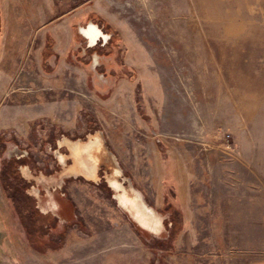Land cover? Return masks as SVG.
I'll use <instances>...</instances> for the list:
<instances>
[{"label":"rangeland","instance_id":"rangeland-1","mask_svg":"<svg viewBox=\"0 0 264 264\" xmlns=\"http://www.w3.org/2000/svg\"><path fill=\"white\" fill-rule=\"evenodd\" d=\"M74 5L66 71L46 36L1 35L2 17L28 28ZM3 52L0 140L25 150L2 156L49 170L59 207L0 167V264H264V0H0ZM61 133L54 172L41 145ZM92 141L99 168L80 158Z\"/></svg>","mask_w":264,"mask_h":264},{"label":"flooded vegetation","instance_id":"flooded-vegetation-1","mask_svg":"<svg viewBox=\"0 0 264 264\" xmlns=\"http://www.w3.org/2000/svg\"><path fill=\"white\" fill-rule=\"evenodd\" d=\"M63 134L64 133H61V138L60 137L57 138V139L53 138V140H52L53 144H51L50 140L48 139V140H44L43 142H45V143H43V145H41V149L43 150V149H45L44 148L45 147L44 144H47L50 152L52 154H54V156L56 158V161H55L56 165L54 167V172H56L60 167L65 166L68 163V159H65L66 158L65 157V153L66 152L64 151V149H63L64 147L63 146H65L66 143H68V142L70 143L71 142L70 140H72V139H67ZM3 140H0V156H1V160H0V165L1 166L0 167H2V166H10V165L12 166L14 164L17 167V170H19V168H21L20 170H21V172H23L24 176L19 171V173L17 172L14 177H16V179H17L18 175H19L21 178H24V180L26 179V182L29 183V185H32V183H33L31 181V179L37 178V181L42 184L41 190L38 193L33 191V192L28 193V194L33 196V198H35V199H39V201L41 200V203H40V208H42V209H40V210H42L41 212L45 213V212H48L49 210H51L53 208L54 209L58 208L59 207L58 201H56L55 197L50 195V192H51L50 191V187H49L50 179L48 178V175L50 174V171L47 170V172H45V174L47 175L46 177L43 174L40 177H34V175L31 174V171L33 169H35V168H36L35 170L41 171V168L38 167L39 165L38 166L35 165L33 156L32 155L31 156L28 155V153L26 155H24V154H20L19 155L18 153H17V155L16 154H11V155L8 154L7 158L4 155L2 156V153L5 151L7 142H10L13 147L15 146V148H19L21 150H25L24 148H20L19 139H17L16 137L12 138V139H7V140H4V141ZM72 141H74V140H72ZM94 141L98 142L96 139ZM94 141L86 144L85 145L86 147H85L84 151L88 152V156L90 158L92 156V159L93 158H97V160H98L100 158L96 157V156L99 153L97 155H96V153L99 152L100 148L98 147V145H94ZM71 144H72V142H71ZM7 152L11 153V150L9 149V150H7ZM82 153L80 155V158L82 156ZM3 161H6L5 165H3ZM33 163L35 165V168H34ZM89 165H90L89 169H87V166L85 167V164H83V166L85 167L84 168L85 174H86V176H93L94 175L93 174V171H94L93 170V166L91 164H89ZM77 168H78V165H77ZM80 171H82V170L80 169ZM98 173H99L98 175L102 176V168L100 169V171ZM112 174H114V173L112 172ZM112 174L108 177V178H110V183H111V185L113 187L119 188L121 185L120 184L119 185L116 184L118 180L114 179L115 176L112 175ZM101 182H102V179H101L100 183ZM55 190H56V188H55ZM45 194H46V198H43L42 196L45 195ZM40 196H41V199H40Z\"/></svg>","mask_w":264,"mask_h":264},{"label":"crops","instance_id":"crops-1","mask_svg":"<svg viewBox=\"0 0 264 264\" xmlns=\"http://www.w3.org/2000/svg\"><path fill=\"white\" fill-rule=\"evenodd\" d=\"M34 6V5H33ZM81 5L73 6L66 12L57 15L54 18H48L46 22L36 23L34 21L26 22L24 26L27 25L28 28L23 27V24L19 20H13L11 17L1 18V35L4 40L9 39V36L14 37L18 42L21 40H34L38 38H46L52 41V46L49 53H52L55 57H60L59 64L61 66L55 68L54 70L60 72L61 70L66 71V58L67 54L70 52V41L75 39H81V33L78 31L79 36L74 35L71 30L77 24L80 25L82 21ZM40 7V6H38ZM52 19V20H51ZM43 26L42 33L39 31V27ZM38 34V36H37ZM41 34V35H40ZM43 34V35H42ZM37 38V39H38ZM62 41H65L62 44ZM16 46H19L18 44ZM4 52L2 53L0 67L4 66ZM7 62V61H6ZM10 62V60H9ZM8 62V63H9ZM68 62L72 65H76L75 60ZM8 66V64H6ZM2 68V67H1ZM49 69V68H48ZM72 173V172H70ZM77 173H73L75 175ZM49 180V179H48Z\"/></svg>","mask_w":264,"mask_h":264},{"label":"water","instance_id":"water-1","mask_svg":"<svg viewBox=\"0 0 264 264\" xmlns=\"http://www.w3.org/2000/svg\"><path fill=\"white\" fill-rule=\"evenodd\" d=\"M104 148L106 149V147L104 146ZM88 156V152H86V151H84L83 153H82V156ZM111 158V157H110ZM111 162H112V164H113V167L114 166H116L115 164V161L113 160V158H111ZM82 164H85V167L87 166V165H89L87 162H82ZM102 164H104V162H102V161H98V163H97V168H99ZM85 167H83V168H85ZM98 170V169H97ZM97 170H95L94 169V172H93V174L97 177ZM86 176V175H85ZM105 178V177H104ZM127 188H130V187H127ZM130 191H132V189H129ZM137 197V196H136Z\"/></svg>","mask_w":264,"mask_h":264},{"label":"bare ground","instance_id":"bare-ground-1","mask_svg":"<svg viewBox=\"0 0 264 264\" xmlns=\"http://www.w3.org/2000/svg\"><path fill=\"white\" fill-rule=\"evenodd\" d=\"M89 166H90V165H87V169H89ZM93 172H94V171H93ZM113 173H114V174H112V175L115 176V173H117V172L114 171ZM114 176H113V177H114ZM114 179H116V177H114ZM116 184L119 185V182L117 181ZM120 187H121V186H120ZM120 187H119V188H120ZM129 189H130V188H127V187H125V188H124V187H121L119 190H122V191H125V190H126V191H128ZM126 191H125V192H126ZM123 193H124V192H123ZM144 223H145V222H144ZM141 225H142V224H141ZM143 225H144V224H143ZM142 227H143V226H142Z\"/></svg>","mask_w":264,"mask_h":264},{"label":"trees","instance_id":"trees-1","mask_svg":"<svg viewBox=\"0 0 264 264\" xmlns=\"http://www.w3.org/2000/svg\"><path fill=\"white\" fill-rule=\"evenodd\" d=\"M5 167L6 166H3L2 170H1L2 174H4V172L6 173V171H7V169ZM5 178H6V175H5Z\"/></svg>","mask_w":264,"mask_h":264}]
</instances>
